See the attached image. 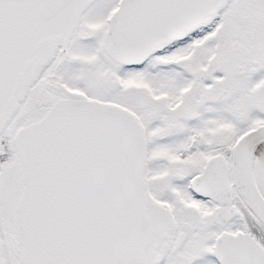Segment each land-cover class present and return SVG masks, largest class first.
I'll use <instances>...</instances> for the list:
<instances>
[{
	"label": "snow or ice",
	"instance_id": "1",
	"mask_svg": "<svg viewBox=\"0 0 264 264\" xmlns=\"http://www.w3.org/2000/svg\"><path fill=\"white\" fill-rule=\"evenodd\" d=\"M0 264H264V0H0Z\"/></svg>",
	"mask_w": 264,
	"mask_h": 264
}]
</instances>
